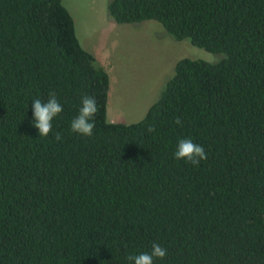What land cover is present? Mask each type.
Returning a JSON list of instances; mask_svg holds the SVG:
<instances>
[{"label":"trees","instance_id":"1","mask_svg":"<svg viewBox=\"0 0 264 264\" xmlns=\"http://www.w3.org/2000/svg\"><path fill=\"white\" fill-rule=\"evenodd\" d=\"M62 2L0 0V264H130L153 243L154 264H264V0H111L116 24L224 56L179 60L131 124L108 122V74ZM50 92L63 112L40 137ZM83 96L91 137L70 128ZM180 139L207 159H175Z\"/></svg>","mask_w":264,"mask_h":264},{"label":"rangeland","instance_id":"2","mask_svg":"<svg viewBox=\"0 0 264 264\" xmlns=\"http://www.w3.org/2000/svg\"><path fill=\"white\" fill-rule=\"evenodd\" d=\"M111 0H63L80 46L109 77L108 122L142 120L184 58L217 63L224 56L175 41L155 21L116 24L108 16Z\"/></svg>","mask_w":264,"mask_h":264},{"label":"clouds","instance_id":"3","mask_svg":"<svg viewBox=\"0 0 264 264\" xmlns=\"http://www.w3.org/2000/svg\"><path fill=\"white\" fill-rule=\"evenodd\" d=\"M32 108L35 120L33 126L39 130L40 137H48L53 131L54 119L63 112V107L58 101L56 93L50 92L46 102L41 99L33 100ZM97 111L98 107L95 98L83 96L79 114L71 122V131L86 137L93 136L95 128L94 118ZM175 123L180 125L181 120L177 119ZM149 131H155V128L150 126ZM55 139L59 141L62 137L59 133H56ZM174 158L198 166L201 161L207 159V153L201 145L194 143L191 139H180L174 152ZM167 254V249L158 243H153L151 253L129 255L127 259L130 264L132 262L134 264H154V258L163 260Z\"/></svg>","mask_w":264,"mask_h":264}]
</instances>
